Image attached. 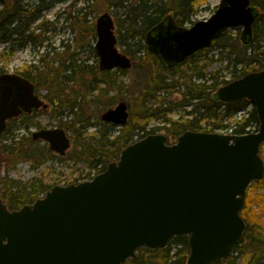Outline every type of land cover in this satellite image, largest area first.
<instances>
[{
  "label": "water",
  "instance_id": "1",
  "mask_svg": "<svg viewBox=\"0 0 264 264\" xmlns=\"http://www.w3.org/2000/svg\"><path fill=\"white\" fill-rule=\"evenodd\" d=\"M259 10L251 0H221L216 12L191 27L172 15L146 35L150 52L171 66L184 62L231 28L253 38ZM108 12L96 23L102 70L132 67L117 48ZM222 102L248 99L260 130L247 135L185 131L175 143L150 134L122 150L118 161L92 181L56 185L34 203L11 210L0 198V264H123L140 247L164 248L171 238L189 236L188 264H213L231 256L246 230L241 215L247 190L264 177V71H254L221 88ZM35 85L16 73L0 75V133L23 112L47 108ZM102 119L124 125L128 104L120 102ZM64 155L71 139L63 128L33 133Z\"/></svg>",
  "mask_w": 264,
  "mask_h": 264
},
{
  "label": "trees",
  "instance_id": "2",
  "mask_svg": "<svg viewBox=\"0 0 264 264\" xmlns=\"http://www.w3.org/2000/svg\"><path fill=\"white\" fill-rule=\"evenodd\" d=\"M52 1L38 0L37 4L30 5L28 0H0L2 5L0 8V43L8 44L6 52L0 53V62L6 56L13 54L19 45H24L29 41L43 43L45 36L38 40L34 36L35 30H32V27L35 22L40 21L36 27L44 28L45 31L48 29V25L42 20L43 12L52 6ZM200 1L136 0L126 4V0H106L108 9L112 5L125 8L123 18L118 19L120 43H127L129 37L138 39L134 43L126 44L125 48V52L132 59H138L135 66L140 68L145 76L144 87L139 92H135V102L139 103L142 108L136 115L139 119L138 122L129 120L124 126L118 128L113 123L105 122L102 118L92 120L91 116L83 113L84 106L90 102L86 98L92 95L93 90L100 87L101 84L107 86L116 84V75L118 73L125 74L127 70L102 71L97 65L78 59L77 54L67 48L62 53H55L53 61L43 58L45 62L43 71H39L36 66H33L32 69L20 73L35 83L39 93L42 89L47 90L45 98H48L53 108L60 112L55 113L56 117L64 110H69L72 114L76 113L73 124L80 123L86 130L91 126L97 127L94 134L88 137L84 136L82 139H75V153L69 158L74 159L75 162H84L89 168H97L102 172L110 162L119 159L121 151L135 142L137 140L135 138L141 139L156 131L155 128L151 131L146 130L152 118L162 119L166 124L164 129L177 138L186 130H201L202 117L223 119L231 112L245 110L250 105V101L247 99L229 103L215 99L214 92L221 85L229 82L224 79L220 80L216 74L202 83L190 81L180 95V101L176 104L168 101L165 106L163 102L158 108L153 109L148 103L150 98H156L161 90L169 92L177 88L178 81L173 79L168 81L167 73L179 71L184 63L171 66L160 56L151 54L143 43L146 33L169 14L179 25L194 23L192 16L196 13ZM251 3L260 10V15L254 23L252 40L244 44L239 33L232 38L230 30H227L213 44V46H220L221 53H227L230 57V64L235 70L233 79L243 77L251 71L264 70V44L260 43L264 42V0H251ZM69 20L73 29L81 34L78 38L79 42L76 41L77 48H85L88 44L96 56L95 47L90 44L92 38L96 36L95 25L88 23L84 15L71 14ZM87 34L90 35V41L84 39ZM144 50L145 54L141 55ZM207 51L209 48L197 52L187 61L195 62ZM143 56L147 57L145 61L148 62L147 65L143 64ZM198 68H200L199 72L196 71L198 77H204L201 71L202 67ZM4 72H6L5 66H1L0 74ZM68 85H78L87 93H80L73 87V95H67ZM118 87L121 90L124 88L123 85ZM66 95L71 97L70 100L66 98ZM92 102L95 106L103 104L107 109L114 105L116 98H108L103 101L98 97ZM173 106H190V114L195 115L192 119L187 118L183 121L172 120L167 116V112L171 111ZM252 107L250 116L242 118V122L238 121V126L235 129L237 133H244L250 121L259 122L256 108ZM36 117L37 112L22 114L10 120L7 129L0 133V197L11 208H19L26 203H33L53 185L46 184L43 179H35L26 183L10 178L9 175L4 176L2 175L4 167H7L9 169L7 171L10 172L21 162L28 161L31 168L36 170L51 159H65L52 151L48 143L43 140H34L33 137H24V135L19 137L14 134L15 129L27 128L30 125H36L39 129L43 128L36 121ZM18 122L19 126H17ZM64 125L66 124L60 123L57 124V127L62 128ZM214 127L217 126H213L210 130H213ZM256 187L260 188L259 190L264 188V178L254 181L248 189L246 203L242 210L247 228L235 248V253L213 264H239L240 260H243L244 264H264V192L253 195L251 191ZM254 204L259 207L258 211L253 209ZM174 243L180 244V248L174 250ZM142 249H139L141 253H138L136 258L126 261L125 264H187L190 253L187 236L173 238L168 246L162 249Z\"/></svg>",
  "mask_w": 264,
  "mask_h": 264
},
{
  "label": "rangeland",
  "instance_id": "3",
  "mask_svg": "<svg viewBox=\"0 0 264 264\" xmlns=\"http://www.w3.org/2000/svg\"><path fill=\"white\" fill-rule=\"evenodd\" d=\"M133 1L136 0H126V4H130ZM28 2L30 3V5H33L37 4L38 0H28ZM220 2L221 0H201L198 4L199 6L196 13L192 16V21L196 22L211 17L217 10ZM1 6L2 5L0 3V8ZM107 6L108 5H106V0H100L98 2L93 0H53L52 6L43 12L44 16L42 20L46 22V24L48 25V29L46 31L44 28L38 29L36 26L40 21L35 22L32 27V30H35L34 36H36L38 40H41L43 36H45V40L43 41V43H35L33 41H29L24 45H19L13 54L6 56L3 61L0 62V67L5 66L6 71L9 73H23L28 69H32L33 66H36V69H39V71H43L45 64L43 58L53 61L55 58V53H62L67 48H69L71 52H75L77 54L78 59H83L89 64L97 65L99 68V57L97 56V54L95 56L94 52H92L91 50L90 45L87 44V47L85 48H77L76 41L79 42L78 38L81 36V34L79 33V31L73 29V27L70 25L69 16L71 14L80 16L84 15L86 16L88 23H93L94 25H96L97 19L100 15L104 14L105 12L110 13L115 21V34L118 39L117 47L121 52L126 53V44L134 43L135 41H138V39L129 37L127 43H120L118 19L123 18L125 8L118 7L117 5H112L108 9ZM186 25L190 26L191 23L189 22ZM241 31V28H233L229 32L231 33V36L233 38L237 33L241 34ZM123 34L125 35L126 33ZM84 39L90 41V35L87 34ZM92 39L93 40L90 42V44L95 47L97 35ZM143 43L145 44V39L143 40ZM260 43L261 45L264 44L263 41H261ZM145 46L146 50H148L146 44ZM7 47L8 44L0 43V53L6 52ZM144 54L145 50L141 53V55ZM143 57V64L147 65L148 62H145L147 60V57ZM229 58L230 57L227 55V53H221L220 46L216 45L210 47L209 51L199 56L195 62L190 60L186 61L181 66L179 71L168 72V81L172 79L177 80V88L175 90L172 89L169 92L161 90L158 93L157 97L150 98L148 103L153 109L158 108L163 102L165 106L168 104V101L176 104L180 101V95L185 90L187 84L190 81L202 83L204 81H207V79L209 80L214 74L219 76L220 80H233L235 70L230 64ZM132 60L134 62V66L132 68L128 69L125 74L118 73L116 75V84L108 86L105 84H101L100 87L93 90L91 96H87L86 100L90 102L84 106L83 113L91 116L92 120H97V118H101L102 114H104L109 108H115L120 101L125 100L129 105V120L138 122L139 119L136 115L141 111L142 108L139 103L135 102V92H139V90H142V88L144 87L145 76L142 73L141 69L135 66L138 59L133 58ZM55 65L57 64L55 63ZM198 67H202L201 71L202 74H204V77L202 78L198 77L197 75V72H199L200 70V68ZM120 85L124 86L122 90L118 87ZM68 87L69 89L67 90V95L70 96L73 95V87H75L80 93L86 91L85 89H81V87H79L78 85H68ZM46 93L47 90L42 89L39 94L40 97L49 104V107L46 110L37 111L36 121L39 122L43 128L49 129H54L55 126L60 123L66 124L62 128L67 130L71 138V149L64 156L65 159L63 160L59 158L51 159L45 165L36 170L31 168L30 162L23 161L19 165H17L16 168L10 170V172L7 171V167H4L2 175H9L10 178L21 180L26 183H29L35 179H43L44 182L48 185L77 182L80 179L87 178L93 173L97 172L98 169L89 168L88 165L84 162H75L74 159H71L69 157L75 153V139H82L84 136L88 137L89 135L94 134L97 127L91 126L86 130L82 128L80 123L73 124L76 113L72 114L69 110H64L62 114H58L59 116L56 117L55 113L58 112V110L53 108V105L48 100V98H45ZM67 95L66 98L70 100L71 97H68ZM94 96L102 98L103 101L107 100L108 98H116V102L114 103V105L106 109L103 104L101 106H95L92 100H95L98 97ZM252 109L253 107L251 105H248L245 110L239 112H231L223 119L202 117L200 129L202 131H210V128H212L213 126H217L213 128L214 132L232 133L234 129L237 128L238 121L240 120L239 122H242V118H248V115L252 111ZM190 110V106H173L172 110L167 112V116L172 120L183 121L187 118L192 119L195 114H190ZM249 124L250 126L248 127V129L254 130L256 127V121L252 120L249 122ZM17 126H19V122L17 123ZM120 126L121 125H118V128ZM165 126L166 124L162 119L152 118L149 121L146 130L151 131V129L155 128L156 131L154 133L170 135L169 131L167 129H164ZM38 130L40 129L36 125H30L27 128L22 127L15 129L14 134L19 137L24 135V137L31 138L32 134ZM176 139L177 138L172 136L170 138V141L174 142ZM261 154L264 157V146H262ZM259 189L260 188L258 187L254 188L251 191L252 194L254 195L255 193L264 192V188H262V190ZM258 208L259 207L257 206V204H254L253 209L258 211ZM174 246L175 247L173 248L175 250L176 248H180L181 245L174 243ZM142 250L144 251V249ZM138 253L141 252L138 251ZM239 264H244L243 260H240Z\"/></svg>",
  "mask_w": 264,
  "mask_h": 264
},
{
  "label": "flooded vegetation",
  "instance_id": "4",
  "mask_svg": "<svg viewBox=\"0 0 264 264\" xmlns=\"http://www.w3.org/2000/svg\"><path fill=\"white\" fill-rule=\"evenodd\" d=\"M38 110H40V109H36V110L34 109L33 111H36V112H37ZM33 111H32V112H33Z\"/></svg>",
  "mask_w": 264,
  "mask_h": 264
}]
</instances>
